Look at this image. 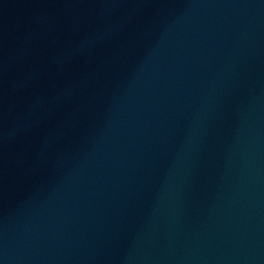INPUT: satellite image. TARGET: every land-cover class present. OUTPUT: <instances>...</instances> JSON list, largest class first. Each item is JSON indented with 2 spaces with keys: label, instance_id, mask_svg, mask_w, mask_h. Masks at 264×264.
Listing matches in <instances>:
<instances>
[{
  "label": "water",
  "instance_id": "1",
  "mask_svg": "<svg viewBox=\"0 0 264 264\" xmlns=\"http://www.w3.org/2000/svg\"><path fill=\"white\" fill-rule=\"evenodd\" d=\"M0 264H264V0H0Z\"/></svg>",
  "mask_w": 264,
  "mask_h": 264
}]
</instances>
